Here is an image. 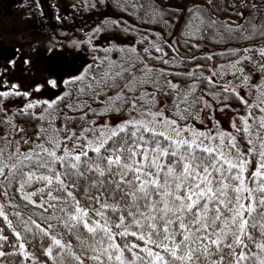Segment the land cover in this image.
Masks as SVG:
<instances>
[{
  "label": "snow or ice",
  "instance_id": "obj_1",
  "mask_svg": "<svg viewBox=\"0 0 264 264\" xmlns=\"http://www.w3.org/2000/svg\"><path fill=\"white\" fill-rule=\"evenodd\" d=\"M205 3L214 11L229 7L223 0ZM230 7V15L245 23L215 19L207 7L196 5L188 9L183 35L203 39L211 32L221 41L264 37V16L256 15L264 5L258 8L256 3L240 0ZM240 8H249L252 16L245 17ZM150 12L154 17L160 15L155 7ZM155 50L162 55L150 59L170 63L163 59L168 54L162 48ZM256 51L264 57V48ZM206 58L211 60L212 56ZM138 62L143 63L138 54L121 63L102 61L91 76L78 75L65 81L81 84L75 92L65 93V107L82 115L74 118L45 102L47 114L42 111L37 118L49 128L56 119L65 120L54 131L66 134L54 139L42 124L34 139L21 136L28 145L25 152L20 150L21 140H9L8 136L26 130L0 108L4 115L0 124L10 129L0 140L15 144L6 156L0 147V218L15 237L9 242L5 228L0 227V264H5V257L17 254L23 261L38 264V257L29 251L34 242L51 264H264V133L260 131L264 116L257 119L251 112L256 107L264 113V107L248 104L238 92L223 85L224 92L245 104L248 115L238 117L240 126L233 119V132L198 129L188 122L197 121L205 108H212L205 96L220 103L221 94L212 90L217 82L204 77L199 65L181 74L145 64L136 74L133 70ZM260 67L264 69V63ZM173 75L193 83L181 87L169 79ZM125 80L121 87L118 81ZM195 81L206 85L199 94ZM48 83L57 87L56 79ZM106 88L120 91L101 99L100 92ZM149 88L153 91L147 96L129 95ZM156 93L169 97L170 103L153 111ZM9 95L29 94L0 92V97ZM81 95L90 96L103 108L93 109L88 101L79 99ZM35 107L29 102L21 112L35 115L28 111ZM165 109L172 115H166ZM121 110L136 115L112 125L85 119L89 113L104 116ZM74 119L83 122L79 133L67 124ZM241 133L240 140L249 146L246 150L237 139ZM253 155L258 160L255 170L249 171ZM17 193L25 201L23 206L15 202ZM5 247L18 249V253L6 252Z\"/></svg>",
  "mask_w": 264,
  "mask_h": 264
},
{
  "label": "trees",
  "instance_id": "obj_2",
  "mask_svg": "<svg viewBox=\"0 0 264 264\" xmlns=\"http://www.w3.org/2000/svg\"><path fill=\"white\" fill-rule=\"evenodd\" d=\"M197 2L199 5H203L208 8V12L213 13L214 15H219L227 18H231L236 20L237 23H245V21L237 16V15H230V13L233 11V9L230 7L233 4H239L240 0H223L224 5L229 6L227 11L220 10V11H214L211 6L206 5L205 0H90L89 5L84 3V0H79V3L81 4V10L78 12L77 9H74L76 11H72L71 14L74 12H78L80 16H84V19H86V23L88 21H95V26L92 28L85 29V30H91L94 33H73L74 27L71 20V14H68L69 17L65 20H63V26H65L68 34H70L72 41L74 43H80V48L84 49V52L88 53L92 56V66L89 73H87V76H91L94 74L98 68V66L101 65V62L104 63L108 62H115V63H121L123 62L128 56H132L134 59L137 57V54L139 57L143 58V63H137L136 69L133 71L136 74H139V69L143 68L145 64H147L148 67H151L153 69H164L167 72L170 73H188L189 71L193 69H197V65L200 66L198 69L199 72L203 73L204 77H208L211 71L214 69V67L221 65L222 63L227 62L228 56L230 54L226 53L224 56V50L227 48L234 49L233 51L236 54H233L234 57H237L238 55L245 56V57H251V58H258L261 59V56L258 54L257 49L264 48V37L260 36H254L252 39H230V40H224L221 41L218 38L214 37V34L209 32L203 39H189L183 33L186 30H178L177 26L175 27V34L174 39L176 40L177 47L181 49V52L184 54H191V56L186 57L182 54H177L176 52H173L171 47H169L168 43L165 44L163 41L156 44L157 33L160 31H163V27L165 24L169 23L172 24L176 22L178 25V21L180 18H185V21L188 19L189 13L188 11L185 12V8L189 9L192 7V4ZM248 3H256L258 5V8L261 5H264V0H246ZM78 3V0L76 1V4ZM142 5L147 6L141 7ZM157 8L159 10L160 15H156L155 17L151 15V8ZM193 8V7H192ZM239 11L244 12L245 17L252 16V11L249 8H240ZM36 14V13H35ZM257 17L264 16V10H258L256 13ZM83 18V17H82ZM33 20H37L35 15L32 18ZM75 19L77 20V16L75 15ZM83 20V19H81ZM84 21V20H83ZM110 22V23H108ZM111 24V29L113 34H117L120 31L123 32L126 31L127 33L130 32V34L134 35V41L128 45L126 44H119V43H113L109 44V47L103 49V47H100V44H95V41L97 37H99L101 34L104 35V32L108 29L107 25ZM185 23V22H184ZM107 24V25H106ZM62 27V26H60ZM59 26L50 28L48 30L53 31V29L58 30L60 28ZM48 28V27H47ZM46 28V29H47ZM64 28V27H63ZM177 30V31H176ZM115 32V33H114ZM43 38H54L55 35H58V33H39ZM65 35L66 33H62ZM113 34H107V40L115 41L116 38L113 37ZM182 34V35H181ZM61 35V34H60ZM126 35V34H125ZM38 36V35H37ZM120 37V35H118ZM142 36V38H141ZM78 39V41H77ZM56 40V39H55ZM204 42L205 45H202V47H212L213 51L207 52L206 50L200 48V43L198 42ZM191 44V46H189ZM193 45H196V47H193ZM156 47H160L163 49V52H166L168 55L164 56L163 59L169 60L170 63L165 65L161 61L150 59L151 57H158L161 56L162 53L157 52L155 49ZM176 47V48H177ZM4 45L0 43V59L5 58L3 55L7 52L3 53ZM253 49V51L245 52L244 49ZM135 49V52H132L131 50ZM144 49H148V52L145 53ZM209 49V48H207ZM178 50V49H177ZM215 50L219 51L216 52ZM54 53V52H53ZM17 54V59H21V54ZM208 55L212 56L211 60H208L206 57ZM110 56H114V59H110ZM27 57V54L26 56ZM182 57L180 63H176V58ZM195 58V59H194ZM32 60V59H27ZM38 61H40L38 59ZM11 62V61H10ZM176 63V64H175ZM175 64V65H174ZM9 65L7 64H1V69L8 68ZM125 76L127 77V73H125ZM130 79V77H127ZM169 79L173 81V83H179L181 87L186 86L189 83H193L192 80L188 79H182L179 76L173 75L170 76ZM88 81L85 80L84 83H87ZM125 81H118V83L123 86ZM195 83L198 84L197 94H199L201 89L205 88V83L202 81H195ZM81 87V84L74 83V84H68L66 83V92H75L76 89ZM213 91L219 92L221 94L220 96V103H217L211 96H205L204 99L208 101L213 107L218 108L217 110L223 108V111H220L223 114H229L232 110L231 108L236 107L239 102L238 100L234 99L233 95H229V93L224 92L223 87L218 86ZM114 96L120 91V88H111V89H104L102 92H100V98L103 99L105 94H109L112 92H115ZM153 91L152 89H144L141 90L138 93L135 94H129V95H143L147 96L148 92ZM11 93V92H9ZM65 93L62 95L64 96V99L61 100L60 97L58 100H56L53 104L59 108H62L64 112L72 116L74 118H78L80 115H82V112L78 111H69L65 107V103L68 99L67 96H65ZM61 96V97H62ZM227 96L228 98L225 100L224 97ZM81 101H88L89 104H91L93 109H102L103 105L95 102L92 100L90 96L87 95H81L79 97ZM19 103H25L26 98L24 95H9L7 98L0 97V108H2V105H9L14 102ZM156 101H160L161 104H168L170 103V98L166 96H162L159 93H156ZM225 105H228V107H224ZM130 105H124L125 109H128ZM254 108L251 109V112L253 113ZM22 109H19V107L15 110H12L10 112V115L8 117H11L13 122L20 127H23L26 131L24 133H20L19 135H9L8 137L11 139L21 140V136L25 137H31L35 138V133L38 130L39 126L43 124L44 122L37 118V115H26L21 112ZM30 111V110H28ZM84 111H87L85 108ZM258 113L259 111L256 110ZM32 112V111H30ZM3 114V112H0ZM0 114V115H1ZM165 114L171 116L172 114L165 109ZM135 112H129L126 110H121L119 112H111L104 116H117L122 119L129 120V117L135 116ZM254 115V113H253ZM4 116V115H2ZM104 116H96L92 113H89V115L85 118L86 120H99L100 118H103ZM139 118V117H137ZM0 119H3V117L0 116ZM64 123H66L63 119H56L55 125H53L54 128H60ZM83 122L78 121V119H74L72 121H67L68 126L77 133L80 132V124ZM253 123V122H250ZM183 124V122H181ZM237 124V123H236ZM240 126L239 124H237ZM10 131L9 128H6L3 124H0V135H5ZM261 132H264V129L261 130ZM239 134L237 139L240 142L241 149L246 150L249 146L246 145V140H240ZM39 143V141H37ZM82 143V141H81ZM15 145V144H14ZM68 146L72 147V141H68ZM63 147V145H61ZM20 150L22 152H25L28 150V145H25L23 143V140H21L20 143ZM252 159V156L249 157ZM253 164L249 166V171H253ZM17 204H20L23 206L25 204V201H23L20 198V194H16V201ZM31 207V206H29ZM0 227L5 228L4 234L9 237V242H14L15 237L11 234V230L7 229L6 224L3 223L2 218H0ZM132 239V238H129ZM26 247H28L26 245ZM4 250L6 252L8 251H17L18 249H12L5 247ZM29 251L33 253L36 257H38V264L40 262H43V264H51V261L48 260V258L44 255H42V250L35 246V242L33 247L29 248ZM21 261V264H31L30 261H23L22 257L19 256V254L11 256V257H5L4 262L7 264V261H12V264H15L16 261ZM91 264V262H89Z\"/></svg>",
  "mask_w": 264,
  "mask_h": 264
},
{
  "label": "rangeland",
  "instance_id": "obj_3",
  "mask_svg": "<svg viewBox=\"0 0 264 264\" xmlns=\"http://www.w3.org/2000/svg\"><path fill=\"white\" fill-rule=\"evenodd\" d=\"M14 1H19L20 6L14 4L4 9L2 7H4V5L8 3H12L13 0H0V43L4 45L3 53L7 52L3 55L5 58L0 59V63L9 65V67L6 69H0V92L16 91L20 93H28L29 95L27 97L25 96V103H19L15 101L14 103L9 104L7 106L2 105V109L4 110V112H7V114L10 115V112L12 110L17 109L18 107L19 109H25L26 105L31 102L35 104L36 107L34 109H30V111H32V113L38 116L42 113V111L47 109V104L45 102L54 103L56 100H58L59 97H61L66 92L65 81L74 76L87 75V73L90 72L92 68L89 66L91 65L92 60L90 56L87 57L81 54L79 56L78 53H82L84 52V50L79 47L80 43H74L72 41V38L70 34L67 33V31L65 32V35H63L62 33H58V35H55L56 40L53 37L47 40V38H43L39 33H32V24L35 27L37 22H30L31 18L29 17V10L31 8H28L26 6L27 2H23V0ZM76 1L77 0H48L47 2V0H41V5H45L43 6L44 8L49 7L48 4H51L55 7L57 6V9L63 7V12L68 10L69 7L71 8L73 5L74 7L72 11H76L74 9H77L78 12H80L81 4L79 3V0L76 4ZM89 1L90 0H84V3L89 5ZM196 5L199 4L195 2L192 4V7ZM26 8H28L29 10ZM72 11L69 14H71ZM187 11L188 9L185 8V12ZM78 12H74L73 14H71L73 26L76 28L86 24V19H84V16H80ZM59 14L63 13L60 12ZM208 14L215 19L236 21L231 18L219 16L216 14L214 15L210 12H208ZM75 15L78 18L77 20L75 19ZM81 19H83L84 21ZM184 22H186L185 18H180L178 21V25L176 24V22L172 24H170V22L165 24V26L163 27V31H159L157 33L158 35H156V44L160 43L161 41H167L168 44L171 45V49L173 50V52H176L179 55H185L186 57L191 56V54L193 53L184 54L181 52V49L177 47L176 42L173 43L174 41H176L174 39L176 26L178 30L187 31V29H185L184 27ZM116 32H118V35H120V37L117 34H113V37L116 38L113 43H123L128 45L135 40L134 35L130 34V32ZM98 40L99 38L96 39L95 44H99L97 43ZM198 42L200 43V48L202 47V45H205L204 42ZM106 44L109 45L108 42H106ZM189 46H191V44H189ZM73 48H75L74 53H72ZM77 49L80 50L76 51ZM202 49L206 50L207 52L213 51L212 47L204 46L202 47ZM233 50L234 49L232 48H227L223 51L224 56L226 53L230 54V56H228L229 59H227V62L214 67L208 77H211L214 81H216L218 86L227 85L230 90L234 89L248 101V104H259L261 107H264V104H261V101H264V87L259 89L253 87L254 85H264V69L260 67V65L264 63V57H261V59L251 58L250 60L246 59L245 56L241 55L234 57ZM56 51H58V53H53ZM215 51L219 52L217 50ZM16 53L21 54V59L16 58ZM26 54L27 57H24L26 56ZM61 54L67 56L66 60ZM181 58L182 57L176 58L175 62L180 63ZM38 59L40 61H38ZM110 59H114V56H110ZM237 60H239L240 63L235 64ZM233 64H235L234 67ZM54 68L58 69V71L53 72ZM241 69L243 70L242 72L240 71ZM213 73L216 74L213 75ZM233 73H235V75H233ZM244 77H247L246 81ZM52 79L57 80V87L55 88H53L48 83V81ZM14 85L16 86L15 88H13ZM38 86L39 91L36 90ZM115 93L116 91L106 94L114 96ZM233 98L235 100L237 99L239 104L236 107L231 108L232 111L229 114H223L219 110H217L218 108L212 106L211 109L205 108L204 112L199 114V119L197 121H189L188 123L195 124V127L201 130L211 129L213 132H216L217 130L233 132L234 130L231 126L233 119L236 118V123L240 125L241 121L238 119V117H246L248 115V110L246 109L245 104H243L236 96H234ZM160 104V101H157L156 108H154L153 111L157 110L160 107ZM253 108L254 109L252 111L257 119L261 116H264V113H261L258 108ZM234 109L238 111H233ZM256 110H258L259 113ZM44 114L46 115L47 112L44 111ZM2 115L3 114H1L0 116L4 118V116ZM130 119L132 118L129 117V120ZM124 120L126 119H122L117 116H104L103 118L97 120L96 123H107L109 125H112L119 124L121 121ZM217 121L219 123H217ZM250 122L253 121L250 120L249 123ZM44 127L49 128V125L45 123ZM54 129L55 128L53 126L49 128V131L51 132L52 137L54 139L58 137L62 138L66 134L65 132H60L57 134ZM8 139L12 140L9 137ZM0 147L4 148L6 156L9 151L15 148V145L9 144L7 141L0 140ZM252 160L253 168L255 170V162L256 160H258V157L253 155Z\"/></svg>",
  "mask_w": 264,
  "mask_h": 264
},
{
  "label": "flooded vegetation",
  "instance_id": "obj_4",
  "mask_svg": "<svg viewBox=\"0 0 264 264\" xmlns=\"http://www.w3.org/2000/svg\"><path fill=\"white\" fill-rule=\"evenodd\" d=\"M10 1H12V0H10ZM23 2H27L26 6L28 8H31L30 10L28 8H26L30 12V14H29V17L31 18L30 22H32V21L37 22L35 27L32 24V26H33L32 33H65L67 31V30H65V26H63V22L62 21L69 17L68 14L72 11V9L74 7L73 5H72L71 8L69 7L68 10L63 12L64 11L63 7L60 8V9H57V6L55 7V6L51 5V4H48L50 8L49 7L44 8L43 6H45V5H41V0H23ZM47 2H48V0H47ZM14 4L20 6V2L19 1H14L13 0L12 3H8V4L4 5V7H2V8L6 9L8 6H12ZM36 5H37V7H36ZM32 8H33V11H32ZM60 12H62L63 14H59ZM34 15H35L37 20H33L32 19L34 17ZM42 16H43V18H42ZM44 17H45V19H44ZM95 22H96V20L95 21H88L89 24L86 23V24H84L82 26H79L78 28L73 26L75 28L73 33H94L91 30H85V29H88V26H89V28L94 27L95 26ZM108 23H110V22H108ZM56 26H59V27L62 26V27H60L58 30H56V29H53V31L48 30V29L56 27ZM107 27H108V29L106 31L100 32V33H105V34L104 35L101 34L99 37H97V39L99 38L97 43L100 44V47H102V44L104 43L103 44V49H106V48L109 47V45H107L106 42H108L109 44H113V41L109 40V39H112L111 38V36H112L111 34H113L112 29H111V24H108ZM107 34H110V38L108 40L106 39L107 38ZM79 50L80 49H77L76 51H79ZM74 51H75V48H73V52L72 53H74ZM54 53H58V51H56ZM78 54H79V56H80V54L83 55V56H87V57L90 56L91 60H92V56L89 55L86 52H82V53L79 52ZM61 55L64 56V58L66 60L67 56L64 55V54H61Z\"/></svg>",
  "mask_w": 264,
  "mask_h": 264
}]
</instances>
